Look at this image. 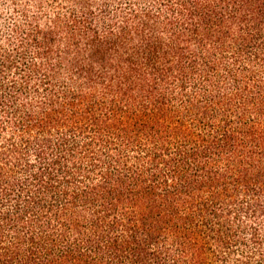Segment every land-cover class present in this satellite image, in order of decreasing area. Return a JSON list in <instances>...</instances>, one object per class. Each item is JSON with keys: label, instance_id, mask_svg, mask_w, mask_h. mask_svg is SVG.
I'll return each instance as SVG.
<instances>
[{"label": "trees", "instance_id": "16d2710c", "mask_svg": "<svg viewBox=\"0 0 264 264\" xmlns=\"http://www.w3.org/2000/svg\"><path fill=\"white\" fill-rule=\"evenodd\" d=\"M7 1L0 264H264V0Z\"/></svg>", "mask_w": 264, "mask_h": 264}, {"label": "rangeland", "instance_id": "374dc122", "mask_svg": "<svg viewBox=\"0 0 264 264\" xmlns=\"http://www.w3.org/2000/svg\"><path fill=\"white\" fill-rule=\"evenodd\" d=\"M2 3H5V4L7 3V5L10 4L7 0H0V5H1V6H2ZM8 9H9V8H8ZM8 9H7V10H8Z\"/></svg>", "mask_w": 264, "mask_h": 264}]
</instances>
